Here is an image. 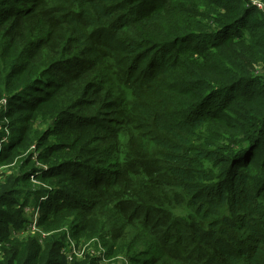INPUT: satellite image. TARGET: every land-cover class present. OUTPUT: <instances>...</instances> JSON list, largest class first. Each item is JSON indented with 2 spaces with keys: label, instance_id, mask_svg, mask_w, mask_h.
Listing matches in <instances>:
<instances>
[{
  "label": "trees",
  "instance_id": "1",
  "mask_svg": "<svg viewBox=\"0 0 264 264\" xmlns=\"http://www.w3.org/2000/svg\"><path fill=\"white\" fill-rule=\"evenodd\" d=\"M256 65L264 9L252 0H0V202L47 196L45 233L140 230L151 249L134 264H264ZM31 175L52 189H27ZM59 237L5 235L0 264H98L69 261Z\"/></svg>",
  "mask_w": 264,
  "mask_h": 264
},
{
  "label": "rangeland",
  "instance_id": "2",
  "mask_svg": "<svg viewBox=\"0 0 264 264\" xmlns=\"http://www.w3.org/2000/svg\"><path fill=\"white\" fill-rule=\"evenodd\" d=\"M260 2L264 8V1L257 0ZM204 9V7H202ZM254 73L256 76L263 75L264 69L260 65L254 67ZM217 102H219L217 100ZM7 103L2 102L0 104V130H7V125L9 120L5 117L1 118L2 112L6 111L5 109ZM8 135V134H7ZM229 135L224 134L223 142L227 141ZM5 141V140H2ZM4 145V143H3ZM0 145V153L2 151V146ZM35 163L42 167L44 171L47 170L46 165L41 163L38 160V157L35 156ZM16 165L12 166L15 167ZM10 165L0 166V182H2L9 173L8 169ZM40 185L39 187H45L49 190L52 189V186L44 184L42 181H37L34 178V175H31L30 182L27 183V189L30 186ZM13 197V196H12ZM14 198L15 200L12 203H3L0 202V248L4 244L8 245L3 239V236L7 235L9 240H15V238H20L22 241H26L28 237L36 236L39 240L42 239V242H45L46 239H55L56 236L60 234L58 239L63 240L60 248V252L65 254L68 257V260L71 261L73 258L78 259L77 261H82L85 255H94L97 259L98 264H134L136 259H141L146 256V251L151 249V240L148 238L144 232L140 230H135L132 228H124L123 235L117 239H111L106 229L102 237H96L91 240H85L83 237L73 236V228L71 226H66L60 230H54L49 233L43 232L37 225L40 217L42 216V210L40 204L46 200L47 196H33L28 199L26 202L25 194L18 193ZM12 199V198H10ZM9 211L12 214L20 217H25V221L22 228L14 229L12 226L9 228L4 227L2 211ZM175 213L180 216L187 215V208L185 206L178 207L175 210ZM115 223L117 220H114ZM48 235V236H47ZM64 235V236H63ZM53 242V241H52ZM51 242V243H52ZM104 242L108 243V246L104 245ZM111 245L119 246L117 251L107 250ZM3 258V254L0 255V260Z\"/></svg>",
  "mask_w": 264,
  "mask_h": 264
},
{
  "label": "built area",
  "instance_id": "3",
  "mask_svg": "<svg viewBox=\"0 0 264 264\" xmlns=\"http://www.w3.org/2000/svg\"><path fill=\"white\" fill-rule=\"evenodd\" d=\"M255 4H257L258 7L263 8L262 4L258 2L257 0H252ZM264 9V8H263ZM6 102V101H4Z\"/></svg>",
  "mask_w": 264,
  "mask_h": 264
}]
</instances>
